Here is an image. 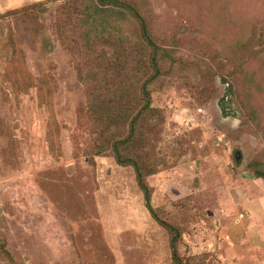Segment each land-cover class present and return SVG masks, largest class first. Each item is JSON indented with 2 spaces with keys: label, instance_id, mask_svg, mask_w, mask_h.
Instances as JSON below:
<instances>
[{
  "label": "rangeland",
  "instance_id": "rangeland-1",
  "mask_svg": "<svg viewBox=\"0 0 264 264\" xmlns=\"http://www.w3.org/2000/svg\"><path fill=\"white\" fill-rule=\"evenodd\" d=\"M39 1L0 0V14ZM138 2L186 61L153 93L166 119L152 205L179 226L190 264H264V0ZM59 5L42 7L39 35L0 19L14 49L0 52V243L13 259L0 264H169L133 169L87 162L92 123L52 28Z\"/></svg>",
  "mask_w": 264,
  "mask_h": 264
},
{
  "label": "trees",
  "instance_id": "trees-1",
  "mask_svg": "<svg viewBox=\"0 0 264 264\" xmlns=\"http://www.w3.org/2000/svg\"><path fill=\"white\" fill-rule=\"evenodd\" d=\"M54 1L60 5L53 31L85 87L93 134L87 162L94 165L96 157H112L118 165L131 167L145 208L169 236V264H190L179 252V226L152 205L148 184L157 170L155 142L166 119L165 111L154 106L153 93L164 87L176 65L186 61L177 55L176 43L161 39L138 0L39 1L1 13L0 19L19 15L31 20L29 29L39 35L42 7ZM111 14H116L117 22L109 19ZM13 51L11 38L0 36L1 55L7 58ZM243 64V57L235 59L232 76L240 73ZM0 255L13 262L4 242Z\"/></svg>",
  "mask_w": 264,
  "mask_h": 264
}]
</instances>
